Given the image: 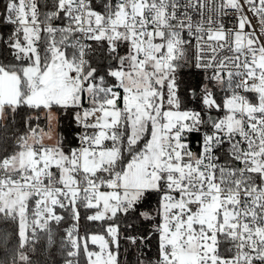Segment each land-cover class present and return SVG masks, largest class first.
<instances>
[{
  "label": "snow or ice",
  "instance_id": "1",
  "mask_svg": "<svg viewBox=\"0 0 264 264\" xmlns=\"http://www.w3.org/2000/svg\"><path fill=\"white\" fill-rule=\"evenodd\" d=\"M41 242L264 264V0H0V264Z\"/></svg>",
  "mask_w": 264,
  "mask_h": 264
},
{
  "label": "trees",
  "instance_id": "2",
  "mask_svg": "<svg viewBox=\"0 0 264 264\" xmlns=\"http://www.w3.org/2000/svg\"><path fill=\"white\" fill-rule=\"evenodd\" d=\"M66 134L69 139H73L75 137V131H74V126L69 127L66 129ZM153 205L155 201H152ZM88 230H95L91 226H88L87 223H85L84 228ZM144 248L153 255V258H155V254L157 252V241L155 239H152L149 243H146L144 245ZM122 252H123V247H122ZM35 260L38 261V264H63V257L60 255L58 251L53 250L52 254H49L48 252L45 251L43 242L38 247V253L36 256L33 257ZM122 259H126L128 261V264H135V258H136V253L134 250H130V254L127 256L122 255ZM6 259L5 253L0 250V260Z\"/></svg>",
  "mask_w": 264,
  "mask_h": 264
},
{
  "label": "built area",
  "instance_id": "3",
  "mask_svg": "<svg viewBox=\"0 0 264 264\" xmlns=\"http://www.w3.org/2000/svg\"><path fill=\"white\" fill-rule=\"evenodd\" d=\"M225 22L230 24L231 23V19L230 18H225ZM197 147H198V144L195 141V139H193V149L195 150ZM85 223H87V222L82 219V221H81V225H82V227H81V234H83L84 231H85V228H84Z\"/></svg>",
  "mask_w": 264,
  "mask_h": 264
}]
</instances>
